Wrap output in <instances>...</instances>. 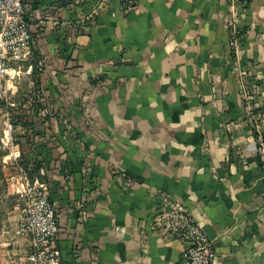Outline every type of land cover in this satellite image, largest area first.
Here are the masks:
<instances>
[{"label":"crops","instance_id":"0c3cea01","mask_svg":"<svg viewBox=\"0 0 264 264\" xmlns=\"http://www.w3.org/2000/svg\"><path fill=\"white\" fill-rule=\"evenodd\" d=\"M64 2L29 0L43 70L38 91L28 63V83L42 110L0 140L4 162L43 163L61 264H177L188 244L150 228L164 200L200 225L212 264H264V176L248 117L250 104L264 107V0H139L130 12L120 0ZM95 11L73 35L68 23ZM15 82L0 80V93L20 96ZM18 177L8 180L17 203ZM2 203L0 264H27L25 205Z\"/></svg>","mask_w":264,"mask_h":264},{"label":"built area","instance_id":"2783aa9c","mask_svg":"<svg viewBox=\"0 0 264 264\" xmlns=\"http://www.w3.org/2000/svg\"><path fill=\"white\" fill-rule=\"evenodd\" d=\"M70 7L81 6L85 0H66ZM139 0H120L124 12L136 9ZM247 7L252 0H235ZM97 12L83 17L76 23H68L73 35L81 34L94 23ZM30 11L25 0H0V80H15L21 74V65L31 63L35 39L30 26ZM237 40L232 41L236 46ZM259 94L258 86L252 84L246 98L252 100ZM251 121L257 154L264 176V107L250 104ZM12 126L10 129L12 130ZM23 191L24 211L18 222V234L29 239L27 264H61V253L56 247L60 225L55 207L50 199L46 182H31L18 164ZM150 228L154 232H167L188 244L177 264H212L214 247L200 225L179 203L164 200L161 211L152 216Z\"/></svg>","mask_w":264,"mask_h":264},{"label":"rangeland","instance_id":"374dc122","mask_svg":"<svg viewBox=\"0 0 264 264\" xmlns=\"http://www.w3.org/2000/svg\"><path fill=\"white\" fill-rule=\"evenodd\" d=\"M27 68L28 63H24L21 65V74L19 77H17L15 80V84L18 86L19 91L23 94L18 95V93L11 94L10 92L7 94L0 93V99L4 100L7 103H10L9 105L15 109V120L16 121H24L29 118L27 115V111L30 110V103H32L31 99L33 94H30V88L31 86L28 83V74H27ZM1 90V89H0ZM27 100H30V103H27L24 108L22 109L21 105L26 103ZM26 112V113H25ZM11 120H10V114L6 109L0 108V140H4L6 143L8 141H12L13 139L17 138L18 132H13L10 129ZM14 127V126H12ZM9 150L0 148V199L3 200L2 206L5 207V210H9L12 207H14V204L24 203L22 200L18 201L17 203V196L10 195L8 191V183L11 181H8L10 179V174H19L18 165L17 163L11 164V162H4L5 159H7V155ZM20 178V177H18ZM19 199V198H18ZM1 206V205H0Z\"/></svg>","mask_w":264,"mask_h":264},{"label":"trees","instance_id":"16d2710c","mask_svg":"<svg viewBox=\"0 0 264 264\" xmlns=\"http://www.w3.org/2000/svg\"><path fill=\"white\" fill-rule=\"evenodd\" d=\"M25 1H26L27 10L31 11L32 7L29 3V0H25ZM85 1H87V0H85ZM85 1H84V3H85ZM66 4L69 5V1L64 2V5H66ZM35 55H37L36 49L34 50L33 61H32V66H33L32 75L34 78L36 89L39 91L40 87H41V73L43 70V66L39 65L37 63V61L36 62L34 61ZM24 106H25V104L21 105L22 108H24ZM0 108H4L8 111V113L10 114L11 124L14 127L17 126L18 124H21L22 126L28 127L29 125L34 123V122H30L29 120L16 121L15 120V109L13 107H11L7 102H5L2 99H0ZM41 108H42V106H41L40 100H35L34 103H31L30 109L34 111L33 113L35 114V116H37L40 113V111L42 110ZM18 164L24 169V171L28 175L31 182H34L35 180H39L41 182H46L44 176L41 175V169L43 167L42 162H40L34 158L31 160L26 159L24 161H18Z\"/></svg>","mask_w":264,"mask_h":264}]
</instances>
